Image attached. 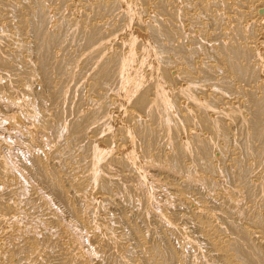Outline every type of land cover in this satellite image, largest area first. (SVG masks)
Wrapping results in <instances>:
<instances>
[{
    "label": "bare ground",
    "instance_id": "obj_1",
    "mask_svg": "<svg viewBox=\"0 0 264 264\" xmlns=\"http://www.w3.org/2000/svg\"><path fill=\"white\" fill-rule=\"evenodd\" d=\"M0 264H264V0H0Z\"/></svg>",
    "mask_w": 264,
    "mask_h": 264
}]
</instances>
